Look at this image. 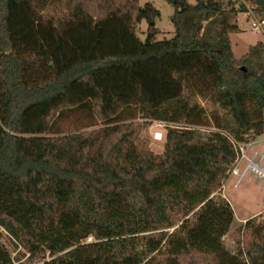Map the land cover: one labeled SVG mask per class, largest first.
Wrapping results in <instances>:
<instances>
[{"label": "trees", "instance_id": "trees-1", "mask_svg": "<svg viewBox=\"0 0 264 264\" xmlns=\"http://www.w3.org/2000/svg\"><path fill=\"white\" fill-rule=\"evenodd\" d=\"M173 5L174 35L142 40L151 2L0 0V264L18 246L42 264H264V222L223 241L239 144L264 134V42L237 58L231 35L264 0ZM196 94L217 130L187 127L210 124ZM139 117L180 126L163 154L137 144Z\"/></svg>", "mask_w": 264, "mask_h": 264}, {"label": "rangeland", "instance_id": "rangeland-1", "mask_svg": "<svg viewBox=\"0 0 264 264\" xmlns=\"http://www.w3.org/2000/svg\"><path fill=\"white\" fill-rule=\"evenodd\" d=\"M189 1L194 2V0ZM139 2L140 5L151 2L156 8L160 10V16L155 21H153L154 24H152V22H147L146 20H143L139 24V37L142 40H145L148 33L152 31L150 28L154 27L159 30V32L156 33L157 39L172 37L174 35V24L171 20V16L175 12V7L173 5L174 1L171 3L169 0H139ZM260 18L261 17L259 15L253 12H250V16L248 19L241 17L239 22L241 26L245 28V32L243 33L242 31L241 33H234L231 35L233 51L237 58H240L242 55H244L251 44H255L259 40L264 41V26L260 30H256L251 24L253 21H257ZM191 101L192 104L196 107L197 111H200L202 113V116L204 117L203 120H207L210 124H189L187 125V127L195 128L197 130L200 129L204 132L217 130L218 128L214 126V119L217 116H224L225 113H223L218 108V106L214 105L210 101V99L199 94L194 95L191 98ZM175 105L176 104H174V106ZM136 121H138L142 125V131L139 138L136 140L137 144L147 147L157 154H163L166 149L165 138L168 129L172 127H180L177 125V123L168 120L148 121L147 118L139 117ZM156 132L162 133L161 139L154 138ZM260 137H264V134L256 137L253 141H256ZM262 147L264 149V143ZM263 149H261V151ZM253 177L257 178L256 176ZM236 180L237 177L230 173L228 179L225 182L223 192L225 197L230 202L235 213V222L233 223L229 233L223 237L224 244L229 250L233 252L237 250L238 235L236 232L238 228H243L246 222L240 219L244 217H251L257 211L264 210V187L262 188V186L264 185V180H261L259 184H255L254 181H250L247 179V177H245L238 185H236ZM252 218H254L257 223L264 222V211L259 216H255ZM176 227H178V225ZM6 235L8 234L3 230L1 239L8 243ZM91 240L92 237L88 238L87 241ZM12 255L15 258L16 264H42L44 259L42 254L32 255L22 246H18L15 249H12ZM160 258L161 257H159V259Z\"/></svg>", "mask_w": 264, "mask_h": 264}, {"label": "built area", "instance_id": "built-area-1", "mask_svg": "<svg viewBox=\"0 0 264 264\" xmlns=\"http://www.w3.org/2000/svg\"><path fill=\"white\" fill-rule=\"evenodd\" d=\"M251 24L254 29L260 30L264 26V19L260 18ZM154 138L161 139L162 133L156 132ZM253 143L254 141L250 140L249 142L239 144L240 155L231 170V174L238 178L237 183L245 177L253 176H256L259 180H264V149L262 151H253L250 155L246 154L247 148Z\"/></svg>", "mask_w": 264, "mask_h": 264}, {"label": "crops", "instance_id": "crops-1", "mask_svg": "<svg viewBox=\"0 0 264 264\" xmlns=\"http://www.w3.org/2000/svg\"><path fill=\"white\" fill-rule=\"evenodd\" d=\"M249 16H250V12L248 13H241V14H239L238 15V18H237V20H238V25L242 28V30H243V33L245 32L244 30H245V28L244 27H242L241 26V24H240V19H241V17H244L245 19H248L249 18ZM263 36H264V34H263ZM261 41H263V40H261ZM264 42V41H263ZM263 143H264V137H260L259 139H257L256 141H254V143L250 146V147H248L247 148V150H246V154L247 155H250L253 151H256V150H261V149H263ZM244 179V178H243ZM242 179V180H243ZM247 179L248 180H250V181H254V183L255 184H259L260 182H261V180H259V179H257V178H254V177H247ZM241 180V181H242ZM237 181H238V178H237V180H236V185H238L240 182H238L237 183ZM225 185V184H224ZM264 187V185L262 186V188ZM223 192H224V187H223ZM224 195V194H223ZM225 196V195H224ZM263 211L264 210H261V211H257L256 213H254L251 217H244V218H242V219H240V220H242V221H246V220H248L249 218H252V217H255V216H259L260 214H262L263 213Z\"/></svg>", "mask_w": 264, "mask_h": 264}, {"label": "water", "instance_id": "water-1", "mask_svg": "<svg viewBox=\"0 0 264 264\" xmlns=\"http://www.w3.org/2000/svg\"><path fill=\"white\" fill-rule=\"evenodd\" d=\"M171 3L174 1V0H169ZM152 24H154L153 22H152Z\"/></svg>", "mask_w": 264, "mask_h": 264}]
</instances>
